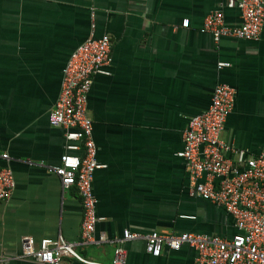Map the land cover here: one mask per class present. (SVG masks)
I'll return each mask as SVG.
<instances>
[{"label": "crops", "instance_id": "0c3cea01", "mask_svg": "<svg viewBox=\"0 0 264 264\" xmlns=\"http://www.w3.org/2000/svg\"><path fill=\"white\" fill-rule=\"evenodd\" d=\"M228 0H0V167L15 178L0 199V264H42L22 257V240L36 245L59 235L79 241L83 205L76 187L63 191L49 165L67 152L64 129L49 122L73 51L93 31L111 36L107 74L89 94L98 161L96 237L197 232L232 237L231 215L193 194L187 161L177 154L191 116L207 110L216 85L235 89L221 133L235 164L264 150V26L255 40L201 32L204 18L222 10L229 24L241 11ZM190 19L184 27V19ZM220 62L229 63L219 67ZM79 153V151H75ZM8 153V158L1 155ZM115 243L77 251L111 264ZM125 264H192L197 251L164 246L151 255L144 238L124 243ZM62 264H85L65 256Z\"/></svg>", "mask_w": 264, "mask_h": 264}, {"label": "built area", "instance_id": "2783aa9c", "mask_svg": "<svg viewBox=\"0 0 264 264\" xmlns=\"http://www.w3.org/2000/svg\"><path fill=\"white\" fill-rule=\"evenodd\" d=\"M227 5L240 9V23L229 24L222 10H214L206 15L200 31L211 33L215 41L222 37L258 39L264 26V0H228ZM182 25L189 27L190 19H184ZM112 45L109 34L94 36L93 25L90 36L73 51L63 69L61 91L48 115L51 125L64 129L68 149L60 156V163L49 165L48 170L59 177L63 191L76 187L81 196L80 240L69 241L59 235L44 238L36 245L33 236H25L21 256L42 264H62L65 256L85 264H105L86 259L76 247L109 241L116 244L111 264H125L124 243L144 238L147 251L156 257L161 255L164 246L179 250L188 245L197 251L192 264H264V150L245 158L241 164H235L229 156L237 150L222 139L221 133L233 108L235 89L225 83L215 86L207 110L189 118L183 133L184 147L177 154L187 161L194 179L193 194L223 207L231 215L236 229L232 237L189 231L140 233L129 229H124L122 237L111 240L96 237L100 217L94 179L96 170L106 165L97 158L88 101L95 75L111 72ZM228 65L227 62L218 64L220 68ZM1 156L8 158V153ZM15 185L13 171L0 167V199H10Z\"/></svg>", "mask_w": 264, "mask_h": 264}]
</instances>
